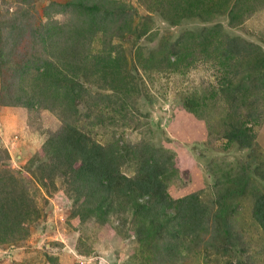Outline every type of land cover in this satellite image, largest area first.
Listing matches in <instances>:
<instances>
[{"label":"rangeland","instance_id":"rangeland-1","mask_svg":"<svg viewBox=\"0 0 264 264\" xmlns=\"http://www.w3.org/2000/svg\"><path fill=\"white\" fill-rule=\"evenodd\" d=\"M71 1L0 0L1 52L15 60L22 54L32 58V48L42 47L47 34L51 42L57 41L53 33L59 23L86 35L95 29L90 20L105 16L73 8ZM116 1L124 4L127 23L136 32L121 39L98 33L88 50L117 47L124 52V71L133 76L136 92L92 113L79 105L76 126L95 143L112 144L123 154L143 145L168 153L173 163L166 179L168 196L177 200L197 193L209 209L207 225L197 235L175 237V223L150 225L132 211L112 214L104 222L83 218L82 200L67 190L61 177L49 190L34 181L37 158L48 131L60 128L59 119L51 111H31L0 97V166L24 180L38 211L27 222L23 238L0 244V264H264V233L252 217L253 193L264 192V91L254 149L242 150L228 144L220 130L229 119L218 89L222 77L232 72L202 58L181 73L158 68L169 45L187 44L193 34L216 26L264 51V0H249L254 11L240 25L230 24L226 14L170 24L147 9L146 0ZM113 29L108 32L113 34ZM122 172L135 175L133 160ZM246 181L250 188L240 186Z\"/></svg>","mask_w":264,"mask_h":264},{"label":"trees","instance_id":"trees-1","mask_svg":"<svg viewBox=\"0 0 264 264\" xmlns=\"http://www.w3.org/2000/svg\"><path fill=\"white\" fill-rule=\"evenodd\" d=\"M147 1L146 8L170 24L188 17L207 20L226 14L230 24L240 25L254 11L249 0H149L153 8ZM69 4L102 11L105 16L91 19L95 29L86 35H80L78 27L68 29L57 23L53 33L57 41L51 42L52 35L47 34L41 39L42 47L32 48V58L24 54L17 60L6 58L0 49V97L31 111H51L61 123L57 131H48L34 181L49 190L61 177L67 190L82 200L83 218L88 215L104 222L112 214L132 211L136 219L150 225L175 223V237L197 235L207 225L209 209L197 193L177 200L168 196L166 179L173 172L168 153L143 145L123 154L112 144L95 143L76 126L79 105L84 104L92 113L136 92L133 76L124 71L128 67L124 52L117 47L95 53L88 50L98 33L121 39L136 30L127 23L124 4L116 0H72ZM110 28H114L113 34L108 32ZM189 38L187 44L169 45L158 68L165 66L181 73L202 58L232 72L222 77L218 89L228 106L229 120L220 129L222 138L242 150H253V130L263 116L259 98L264 91V51L228 36L219 26ZM47 39L50 41L45 45ZM240 72L243 74L237 79ZM131 160L136 173L129 177L122 167ZM16 173L0 166V244L23 238L27 222L38 215L34 196ZM239 184L249 186L247 181ZM252 217L264 233V192L253 193Z\"/></svg>","mask_w":264,"mask_h":264},{"label":"built area","instance_id":"built-area-1","mask_svg":"<svg viewBox=\"0 0 264 264\" xmlns=\"http://www.w3.org/2000/svg\"><path fill=\"white\" fill-rule=\"evenodd\" d=\"M56 234H59L58 230H56ZM57 236V235H56Z\"/></svg>","mask_w":264,"mask_h":264}]
</instances>
